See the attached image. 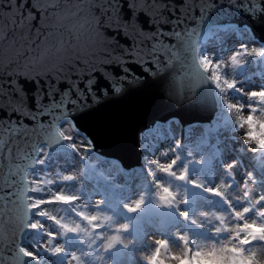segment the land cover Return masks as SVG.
I'll list each match as a JSON object with an SVG mask.
<instances>
[{"label":"snow or ice","instance_id":"6c2138e0","mask_svg":"<svg viewBox=\"0 0 264 264\" xmlns=\"http://www.w3.org/2000/svg\"><path fill=\"white\" fill-rule=\"evenodd\" d=\"M233 3L252 14L264 12V0ZM211 7L213 0H0V191L5 193L0 196L4 209L0 217H8L0 219V264L40 262L41 252L60 256L66 252L69 234L77 235L84 247L68 255L66 264H110L105 253L131 243L122 235L128 223H116L106 212L89 211L78 191L66 186L83 173V166L68 172L43 166L50 147L62 140L86 158L93 144L81 135L79 118L87 117L106 97L121 94L127 84L144 79L134 66L159 77L174 70V61L186 65L184 76L178 78L173 71L165 83L167 96L176 101L205 80L214 82L222 92L236 89L247 102H233L227 96L225 102L237 114L243 134L249 118L264 119V87L245 91L237 87L236 79L224 74L225 69L244 64L247 56L264 55V47L242 44L227 59L219 60L202 54L197 21ZM101 79L110 88L98 87ZM92 120L104 134L116 136L124 131L116 116ZM181 143L177 140L170 149L175 155L166 151L162 156L146 157L155 188L152 198L160 208H175L193 224L212 225L210 230L217 237L227 236L218 242L204 241L177 231L179 246L164 237L153 238L154 247L144 257L147 264H200L210 259L236 264L238 258L264 264L254 251L264 248V190L257 189L253 172L239 179L234 171L237 162L232 161L214 185L199 178L189 180L188 163L177 167ZM247 143L253 152L264 153V146L254 145L251 139ZM30 171L33 179H29ZM158 173L222 198L228 211L190 216L180 207L189 201L188 189L174 188L158 179ZM32 184L34 188H30ZM147 196L141 193L124 208L140 210ZM102 204V200L95 201L97 209ZM49 208H59L64 216L51 214ZM254 227L261 230L254 233ZM29 230L43 233L46 239L29 248L25 244Z\"/></svg>","mask_w":264,"mask_h":264},{"label":"rangeland","instance_id":"374dc122","mask_svg":"<svg viewBox=\"0 0 264 264\" xmlns=\"http://www.w3.org/2000/svg\"><path fill=\"white\" fill-rule=\"evenodd\" d=\"M240 38L242 39L240 40ZM236 40L243 45H247L249 48H260V45L264 46V43L255 40L250 32H241ZM231 53L232 52H230V54ZM223 58L225 57L220 59ZM255 58L261 59V65L259 64V61H256L253 65H247L249 61L245 57V63L233 68L234 73L232 71L230 72L229 79H235V74L241 75L239 80L240 85H237L238 88H242V86L244 87V82L251 83V81L255 82L254 88L264 87V55H256ZM219 92V95L223 99H225L227 96V98L233 102L240 101L246 103L248 100L245 95L236 89H231L227 92H222L220 90ZM225 117L226 118L219 123V128H227L228 134L224 136H221L217 133L219 128H217L216 124H213L212 122L203 124L194 123L189 125L180 124L181 127L175 123V125L172 127L180 128L179 135L175 139H169V141H166L164 143L165 146L160 149V152L157 156H162V154L166 151L168 152L169 156L175 155L176 153L171 152L170 149L175 147L177 140H181V146L177 149L181 159L178 162L177 167H182L185 163H188L189 180L199 178L203 180L206 185H214L215 183L219 182L221 177L225 176V165L228 164L223 163L218 166L217 160H220L222 148H227V150L231 149L234 155V161L237 162L234 168L237 177L242 179L248 171H251L257 178V189L262 187L260 190H264L263 161L260 162L258 160H254L250 152L247 154L248 150L243 146L244 144L246 145L247 142L244 139L243 133L237 124V114L231 113L229 110H227ZM184 126L194 127L184 130ZM242 139L244 140L242 141ZM60 148L56 150L58 151ZM49 150L54 151L51 149ZM75 150L76 149H73L70 145V147L65 151H70L69 153L71 156L68 157L78 158L76 152H74ZM57 151L54 152L57 153ZM154 153H156V150ZM189 153H192V156H189ZM261 154L262 152H257L256 155L259 156ZM78 160L79 164L83 166L85 171L90 169V171L88 170L89 177L86 179L88 191H86L85 194L87 196L93 195L95 201H103V204L99 206V209L95 207V203L89 204L87 201H83L89 206L88 210H99L106 212L114 217L116 223L129 224V228L125 230L122 235L126 239L131 240V243L127 247H124V245H117L114 249L107 251L105 253V259L110 261V264H147L144 257L149 255L152 248L154 247L152 239L164 237L167 238L174 246H179L180 242L175 235L177 231L181 233L186 232L190 235V237L194 236V240H204V231H209L211 237L215 236L210 230L212 225L201 226L193 224L190 220H185L179 216L175 208H160L154 202V199L151 195L155 191L154 183L147 171L148 161H146V163L143 165L142 157L140 162L142 166L137 165L130 168L123 167L118 160L120 163V170L123 169V172L132 169L141 170V176L136 178H131V176L124 174L123 176L125 179H122V181L117 184L120 185V190H118L116 186L108 183L112 176H106V174L96 166V163L93 160L86 161L88 159L84 157L81 159V161L80 159ZM162 162L165 161L162 160ZM244 162L249 165L250 170L240 169ZM237 165L240 168L237 167ZM157 178L170 182L174 188L179 187L180 189H188L189 201L186 204H182L180 207L181 210L187 211L190 216H198L202 211H228V205L222 198L216 195L205 192L204 190L188 184L185 181H179L175 178L167 177L163 173H158ZM141 193H147L148 196L146 198L145 204L140 210L130 212L124 208L125 203L137 199ZM238 206L239 205L237 204V207ZM249 215L251 216L252 214L250 213ZM58 216H64V213L60 211V209ZM52 230H56V228ZM198 231L200 233H198ZM221 237H219V239ZM72 243H77L79 245L78 248H76V251L81 250L84 247L82 242L79 241L77 235L69 234L65 242L66 252L64 255H67V249L71 247ZM53 257L54 256H52V258ZM208 262L209 264H219L218 261L212 259L208 260ZM46 264L56 263H54L53 260H50L49 263Z\"/></svg>","mask_w":264,"mask_h":264},{"label":"water","instance_id":"95a60500","mask_svg":"<svg viewBox=\"0 0 264 264\" xmlns=\"http://www.w3.org/2000/svg\"><path fill=\"white\" fill-rule=\"evenodd\" d=\"M197 22L198 43L209 28L220 24L248 26L255 35L254 39L264 42V12L252 14L237 3H233V0H213V7L208 9L202 21ZM174 65L175 75L178 78L184 76L187 71L186 65L179 61H174ZM134 71L144 79L138 84H127L119 95L106 97L100 105L89 110L87 117L78 120L81 131L91 138L95 148L107 156L119 159L125 168L142 166L140 135L151 126L171 120L183 125L208 123L213 120L217 111L216 95L211 80L201 82L182 100L176 101L169 98L165 92V83L173 71L159 77H152L139 66H134ZM98 87L110 88V84L101 79ZM95 116L118 117L123 122V133L116 136L104 134L93 122L92 118ZM60 147L67 148L63 140L50 149L56 150ZM2 183L3 173H0V184ZM3 195L5 193L0 191V196ZM3 211V207L0 206V213ZM0 219L6 221L8 217L2 216ZM32 262L35 261L28 260V264Z\"/></svg>","mask_w":264,"mask_h":264},{"label":"bare ground","instance_id":"6f19581e","mask_svg":"<svg viewBox=\"0 0 264 264\" xmlns=\"http://www.w3.org/2000/svg\"><path fill=\"white\" fill-rule=\"evenodd\" d=\"M241 32L242 33L243 32L252 33L249 27L243 28L240 26H236L234 24L233 25L226 24L223 26L217 25V26L211 27L210 29L207 30V32L204 35L201 36L199 40L202 54L207 55L208 57L214 60H218L222 57L227 58L230 52L238 50L239 47L242 45V43L236 40L238 38V35L241 34ZM241 39L242 38H240V40ZM260 46L264 47L262 45ZM255 56L256 55H250L246 57L249 61L247 65H253L256 61H259V64L261 65V62H262L261 59H256ZM231 71L233 72V68L231 67L225 70L224 74L227 76V78L230 77L229 74ZM234 76H235V79L239 82L241 75L235 74ZM211 83L213 85L215 95H216V101H217V111H216L215 117L213 118L211 122L213 124H216V127L219 128V123L222 122V120L226 118L225 114H226V111L229 109L227 108L225 99H223L219 95L220 89L216 87L214 82L211 81ZM244 84L245 86L244 87L242 86V88H244L245 90H251L255 87L254 81H251V83L244 82L243 85ZM238 85H240V82L238 83ZM245 112H247V109H245ZM175 123H177L175 122V120H171L166 123H156L155 125L151 126L150 128H148L147 130L141 133L140 151L142 152L141 157H142L143 165L147 161L146 157L148 158L157 157V155L160 152V149L165 146L164 143L166 141H169V139H175L179 135L180 128L172 127L175 125ZM177 125L181 127L179 123H177ZM191 127L192 126H188V127L186 126L184 130H188ZM217 133L220 134L221 136H224L228 134V131L226 127H220L217 130ZM81 135L85 136L82 133ZM243 140L244 139H242V141ZM64 145L67 148L61 147L58 151L54 150V151H57V153L49 150L47 162L43 166L45 170L60 169L61 171L68 172V171L78 170L81 167V165L79 164V160H78L80 159L81 161V159H83V157L81 158V153L75 150L74 152H76V155L78 156V158L68 157V156H71L69 153L70 151H65V150L68 149L71 144L70 142L64 141ZM243 146L246 147V149L248 150L247 154H249V152L252 154V158H254V160H258L260 162L263 161L264 163V153L258 156L256 155L257 152L252 151L251 145L247 143L246 145L244 144ZM155 150H156V153H154ZM86 158L88 159L86 161L93 160L96 163V166L100 168L106 174V176H112L110 180L108 181V183L116 186L118 190H120V185H117V184L121 182L122 179H125V177L123 176L124 174L131 176V178H136V177L141 176V170L139 169H132L126 172H123V169H121L122 170L121 171L120 163L116 158L110 157V156L107 157L103 154H98L93 149L87 151ZM232 161H234V155H233L232 150L231 149L227 150V148L226 149L222 148V155L220 157V160H217L218 166L223 163H231ZM215 166H214V169H215ZM237 167L239 166L237 165ZM240 169L250 170L249 165L246 162L243 163ZM88 170L90 171V169ZM88 170L87 171L84 170L83 173L76 180L67 182L66 186L68 187L70 191H74V192L78 191L82 201H87L89 204H92V203H95L94 196L93 195L87 196L85 194L86 191H88L87 189L88 184L86 182V179L89 177ZM33 178H34V174L31 173L30 171L29 179H33ZM40 178L42 179L45 178L43 173H40ZM48 178H51V177H48ZM34 187H35L34 184L30 185V188H34ZM260 189H262V187H260ZM29 195H31V192H29ZM48 210L53 215H59V208H49ZM45 223L48 224L51 229L56 228V226L49 221L45 220ZM198 233L200 232L198 231ZM203 234L205 235V238H204L205 241H211V240H217V242L219 241V237H217L215 234L214 235L216 237L215 236L211 237L209 231H204ZM221 236H222L221 238H223V237H226L227 234L225 233V234H222ZM192 238L194 239V236H192ZM44 239H46V237L44 236L43 233L36 232L34 230H29L25 244L26 246L31 248L33 243H39L40 241ZM78 246L79 245L77 243H72L71 247L67 249V255L62 254L60 256H54L53 258L50 254L41 252L40 255L42 257V261L38 262V261L32 260L36 262V263L32 262V264H46V263H49L50 260H53L54 263L56 264H66V257L70 255L73 251H76V248H78ZM254 251L258 252L260 260L264 262V248L254 249Z\"/></svg>","mask_w":264,"mask_h":264},{"label":"clouds","instance_id":"9594fccd","mask_svg":"<svg viewBox=\"0 0 264 264\" xmlns=\"http://www.w3.org/2000/svg\"><path fill=\"white\" fill-rule=\"evenodd\" d=\"M247 131L243 134L244 139L248 142L251 139L252 143L257 146H264V119L257 121L249 118L247 123ZM259 227L252 228V231L259 232ZM200 264H209L208 261H201ZM236 264H250L248 258H238Z\"/></svg>","mask_w":264,"mask_h":264}]
</instances>
